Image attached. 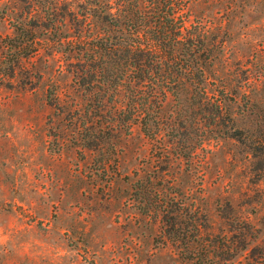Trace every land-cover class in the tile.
Here are the masks:
<instances>
[{"label":"rangeland","instance_id":"rangeland-1","mask_svg":"<svg viewBox=\"0 0 264 264\" xmlns=\"http://www.w3.org/2000/svg\"><path fill=\"white\" fill-rule=\"evenodd\" d=\"M81 5L0 0V264H264V0L192 2L208 94L169 95L156 139L75 76Z\"/></svg>","mask_w":264,"mask_h":264},{"label":"trees","instance_id":"trees-1","mask_svg":"<svg viewBox=\"0 0 264 264\" xmlns=\"http://www.w3.org/2000/svg\"><path fill=\"white\" fill-rule=\"evenodd\" d=\"M193 1L89 0L91 7L80 6L76 18L81 16V21L73 35L60 33L57 39L66 45L65 54L76 51L81 58L75 70L80 84L89 90L105 86L109 101L125 90L123 126L138 124L150 139L160 133L161 111L169 95L179 101L188 89L208 94L206 69L216 58V43L207 24L192 13ZM50 10L47 30L56 27L58 16L64 24L66 16L56 7ZM214 108L220 109L218 100ZM197 241L196 237L193 242ZM185 243H192L186 233ZM242 250L246 249L228 246L227 258L221 259L231 261ZM194 258L200 264H223L208 250Z\"/></svg>","mask_w":264,"mask_h":264}]
</instances>
